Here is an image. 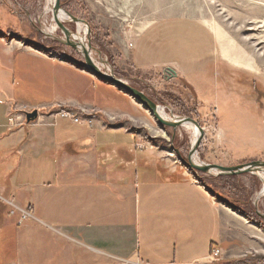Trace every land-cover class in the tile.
Masks as SVG:
<instances>
[{
    "label": "rangeland",
    "instance_id": "rangeland-1",
    "mask_svg": "<svg viewBox=\"0 0 264 264\" xmlns=\"http://www.w3.org/2000/svg\"><path fill=\"white\" fill-rule=\"evenodd\" d=\"M60 4L64 12L86 23V43L96 63L104 62L102 70L143 92L168 117L198 123L203 132L196 154L199 163L237 167L264 162V0H60ZM45 8L46 0H0V43L76 71L50 70L53 85L70 87L66 93L80 81L92 90L81 92L93 107L68 108L62 111L69 114L66 119L121 129L134 138L138 152L161 154L178 169H187L183 161L192 147L191 131L162 127L126 92L88 72L82 54L58 42L64 38L59 28L52 35L46 32L54 23ZM64 25L77 32L75 23ZM18 86L27 99L37 98L27 82ZM197 176V183L242 216L250 229L242 242L214 249L208 264H264L259 173L260 178Z\"/></svg>",
    "mask_w": 264,
    "mask_h": 264
},
{
    "label": "crops",
    "instance_id": "crops-1",
    "mask_svg": "<svg viewBox=\"0 0 264 264\" xmlns=\"http://www.w3.org/2000/svg\"><path fill=\"white\" fill-rule=\"evenodd\" d=\"M52 69L76 73L0 43V264H208L214 249L243 241L248 223L189 170L138 152L121 129L61 118L93 107L81 92L92 90L80 81L66 93Z\"/></svg>",
    "mask_w": 264,
    "mask_h": 264
},
{
    "label": "water",
    "instance_id": "water-1",
    "mask_svg": "<svg viewBox=\"0 0 264 264\" xmlns=\"http://www.w3.org/2000/svg\"><path fill=\"white\" fill-rule=\"evenodd\" d=\"M62 12L64 13L71 22L73 23H81L86 26V23L83 20L77 19L73 17L72 15L64 12L61 9L60 0H55L53 11H52V19L57 25V27L60 29V31L63 33L64 38L58 39V42L70 47L71 49H74L82 54V57L84 59L85 69L90 72L95 77L99 78L100 80L119 88L120 90L126 92L128 95H130L138 104L142 105L147 111L151 113V115L154 117V119L162 126L166 128H171L173 130H176L180 127H182L183 123H189L197 127L200 131V137L197 139L196 143L191 147L187 160L183 161L184 165L187 167V169L193 171L194 173H201L204 175H214V176H225V177H234V176H242L244 174H251L258 176V173H261L264 171V162H251L245 165H240L237 167H223L219 165H209L202 163L201 165H197L192 161V158L195 154H197L198 149L200 147V144L202 142L203 138V132L200 126L196 121H194L191 118H177L176 121H167L164 120L159 114H158V106L152 102L143 92L131 87L128 83L125 81L117 78L112 72L104 71L102 68L98 67L90 57L91 55V46L90 44H87V48L81 47V51L78 50L79 44L77 41L73 38V33L66 28L64 25V22L60 21L58 19V14ZM87 27V26H86ZM88 29V28H87ZM100 65L103 66L104 62L100 61ZM172 72V71H170ZM38 118V112L32 111L30 113L25 114V120L26 123H32L36 121ZM214 173V174H212ZM259 177V176H258ZM260 178V177H259ZM262 181V179H260ZM263 182V181H262ZM263 188V196H264V187Z\"/></svg>",
    "mask_w": 264,
    "mask_h": 264
},
{
    "label": "bare ground",
    "instance_id": "bare-ground-1",
    "mask_svg": "<svg viewBox=\"0 0 264 264\" xmlns=\"http://www.w3.org/2000/svg\"><path fill=\"white\" fill-rule=\"evenodd\" d=\"M227 1V0H226ZM230 2V1H228ZM54 3H55V0H46V8H45V11L46 13H51L52 14V11H53V6H54ZM229 6H232L233 3H228ZM186 14V13H185ZM187 16V15H186ZM188 18V17H187ZM58 19L60 21H63V22H69L70 19L62 12H60L58 14ZM53 21V19H52ZM54 25L51 26L46 32L49 34V35H52L53 33H55L56 31V28L57 25L55 24V22L53 21ZM77 25V32L75 34H73V38L77 41V43L79 44V47H78V50L81 51V47L83 48H87V43H86V38H85V35H86V26L81 24V23H76ZM90 57L92 58L93 62L100 68H102L98 63H96V61L93 59L92 57V54L90 55ZM100 63V62H99ZM106 66V65H105ZM109 70V69H108ZM106 71V70H105ZM158 114L164 119V120H167V121H176L178 120L177 118H172V117H168L167 114L165 113V111L163 110V108H158ZM183 128L191 131V134H192V146L196 143L197 139L200 137V131L197 127H195L194 125L192 124H189V123H183L182 125ZM192 161L197 164V165H201L202 163H199L197 161V157H196V154L193 156L192 158ZM214 174V173H212ZM215 175V174H214ZM259 176L261 177L260 179H262V184H263V187H264V171L259 173ZM260 196H263V188L261 190V193H260Z\"/></svg>",
    "mask_w": 264,
    "mask_h": 264
},
{
    "label": "built area",
    "instance_id": "built-area-1",
    "mask_svg": "<svg viewBox=\"0 0 264 264\" xmlns=\"http://www.w3.org/2000/svg\"><path fill=\"white\" fill-rule=\"evenodd\" d=\"M59 116H60L61 118H69V117H70L69 114L66 113V112H60V113H59ZM71 119H72V121H73L74 123H80L79 120H78L77 118H71ZM12 214H14V212H12ZM28 216H29V214L26 213V212L21 213V222H22V221H25V220L28 218ZM217 253H218V252H217Z\"/></svg>",
    "mask_w": 264,
    "mask_h": 264
},
{
    "label": "trees",
    "instance_id": "trees-1",
    "mask_svg": "<svg viewBox=\"0 0 264 264\" xmlns=\"http://www.w3.org/2000/svg\"><path fill=\"white\" fill-rule=\"evenodd\" d=\"M187 170H189V169H187ZM190 171V173L191 174H193L195 177H196V179H197V182L199 183L200 181H199V177L197 176V174L196 173H194L193 171H191V170H189Z\"/></svg>",
    "mask_w": 264,
    "mask_h": 264
}]
</instances>
